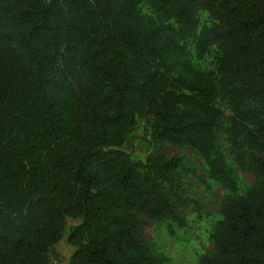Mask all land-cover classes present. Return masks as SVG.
Here are the masks:
<instances>
[{
    "label": "trees",
    "instance_id": "16d2710c",
    "mask_svg": "<svg viewBox=\"0 0 264 264\" xmlns=\"http://www.w3.org/2000/svg\"><path fill=\"white\" fill-rule=\"evenodd\" d=\"M200 12L213 25L197 34ZM173 24L200 59L217 52L216 74L171 75ZM146 117L158 153L141 157L127 144ZM224 124L260 179L244 195ZM168 145L197 152L231 194L199 264H264V0H0V264H166L134 217L187 226L171 198L184 162ZM61 243L66 261L53 258Z\"/></svg>",
    "mask_w": 264,
    "mask_h": 264
},
{
    "label": "rangeland",
    "instance_id": "374dc122",
    "mask_svg": "<svg viewBox=\"0 0 264 264\" xmlns=\"http://www.w3.org/2000/svg\"><path fill=\"white\" fill-rule=\"evenodd\" d=\"M140 10L142 15L152 17L149 6L143 5ZM199 19L197 34L204 27L213 25L209 15L204 12L199 13ZM173 27L180 31L178 25L173 24ZM175 41L178 49L168 61L172 76L184 75L190 80L187 67L204 74H216V51L200 59L195 35L179 32ZM216 105L226 116H230L228 99L218 97ZM152 125L151 117L138 119L137 134L127 144L130 152L141 157L158 153V150L150 144ZM225 130L226 124L218 133L219 146L230 169L237 177L239 194L244 195L250 188L257 186L260 179L253 172L242 170L238 166ZM164 154L177 155L184 162V168L178 173L177 188L171 198L179 211L185 214L187 226L179 229L171 223L155 224L142 216H136L134 221L137 222L139 240L144 242L149 256L154 258L163 256L168 259L166 264H199L201 256L214 252L213 237L217 223L222 220L221 206L231 194L209 178L204 160L193 149L168 145L164 148ZM72 251L73 248L61 243L57 246L53 258L66 261Z\"/></svg>",
    "mask_w": 264,
    "mask_h": 264
}]
</instances>
